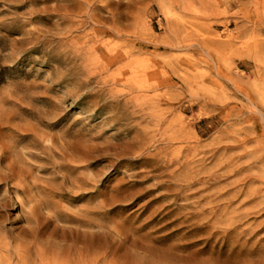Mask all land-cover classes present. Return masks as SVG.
I'll return each mask as SVG.
<instances>
[{"label": "rangeland", "instance_id": "rangeland-1", "mask_svg": "<svg viewBox=\"0 0 264 264\" xmlns=\"http://www.w3.org/2000/svg\"><path fill=\"white\" fill-rule=\"evenodd\" d=\"M0 264H264V0H0Z\"/></svg>", "mask_w": 264, "mask_h": 264}, {"label": "bare ground", "instance_id": "bare-ground-1", "mask_svg": "<svg viewBox=\"0 0 264 264\" xmlns=\"http://www.w3.org/2000/svg\"><path fill=\"white\" fill-rule=\"evenodd\" d=\"M14 175V174H13ZM2 177V176H1ZM7 179V178H6ZM3 202V201H2Z\"/></svg>", "mask_w": 264, "mask_h": 264}]
</instances>
